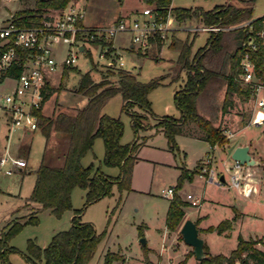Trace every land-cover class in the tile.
I'll return each instance as SVG.
<instances>
[{
    "label": "rangeland",
    "instance_id": "1",
    "mask_svg": "<svg viewBox=\"0 0 264 264\" xmlns=\"http://www.w3.org/2000/svg\"><path fill=\"white\" fill-rule=\"evenodd\" d=\"M223 1L225 0H171L170 6H199L210 9ZM77 2L85 10L84 22L94 26H106L121 14H130L144 6H152L144 0H77ZM233 2L236 3L235 0ZM32 8H34V0H0V25L14 13ZM55 13L51 11L46 15L52 19ZM252 15L254 17L264 15V0H254ZM195 23L194 20L185 21L186 26H195ZM186 34L185 30H179V37L183 40L186 39ZM128 36V34H118L114 39L115 46L124 57V68L138 73V79L142 82L161 75H167V78H164V84L154 87L148 94L151 114L147 115L150 125L147 128L134 130L129 115L122 111V97L119 93L110 97L102 108L106 114L118 117L122 121L121 141L123 143L132 142L136 138L146 147L137 155L140 159L139 165L136 167L135 181L131 183V187L135 189L119 192L116 185H113L110 195L88 204L83 209L82 221L90 222L95 231L101 234V239L88 264H103V254L108 251L117 252L120 255L111 264H144L142 245L139 241L141 237L147 240V257L152 264H197L198 260L192 252V247L182 241L180 228L170 233L165 230L169 197L161 196L160 190L175 186L183 167L192 173V178L186 176L183 180L178 190L180 197L184 199L185 195L190 193L195 196L203 194L205 198L200 207L186 206L184 220L195 215L201 216L198 225L199 236L208 244L209 251L212 254L227 255L235 247L239 234L246 239H261L256 246L264 251V123L261 125L250 123L254 106L252 99L243 100L239 95L234 94L223 111L221 106L225 95V81L222 80L209 90L208 95L199 97L197 101L199 113L210 118L214 125H220L225 130L235 133L232 134L233 136H228L227 144L234 145L236 142L248 141L251 143V152L258 156L259 164L242 165L241 181L245 184V189L248 187L252 189L248 195H244L242 190L238 191L230 186L229 173L235 161L228 151H224L220 146L212 147L207 141L197 139L194 135L189 136L185 132L183 135H176L175 148H169L163 131L154 123L157 117L179 115L173 96L174 91L178 90L182 84L184 73L181 72L179 79L171 80L175 75L173 67L178 50L164 46L160 59L155 60L153 54L139 55L135 50H129L126 47L123 49ZM207 36V32L199 31L198 36L192 40V51L202 45ZM59 48L64 54L65 46L61 45ZM155 51L156 49L154 53ZM95 55L96 51L93 49L92 59H95ZM77 56L73 66L66 67L65 71L59 67L50 74L53 87L57 88L60 85L61 89H57L49 96L45 102V110L54 107L56 100L61 104L56 111H68L65 106H80L79 104L85 101V95L76 92L81 74L90 71L94 80L100 78V71H103V68L97 66L95 70H91L89 55L78 52ZM168 70L169 73L165 74ZM189 125L200 130L194 123ZM4 131V127L0 125V153L5 150L6 144L9 153V155L1 156L4 158V163H0V232L4 221L9 218L10 208L16 204L14 196L11 195L20 194L23 197L31 190V180L34 177V170L39 165L45 140L40 132L33 133L26 172L20 173L15 169L13 172H6L7 169L13 168L9 157L15 156V140L11 137L7 143L3 136ZM227 144L222 147L229 149ZM207 155L211 157L208 166L214 171L215 177L218 178L223 173L225 183H216V180L206 179L205 175L203 177L197 175H201V163L198 161L201 158L205 159ZM103 156V141L97 137L91 149L82 157L81 164L83 166L92 164L95 168L99 167L103 173L116 176L119 168L105 165ZM146 158L155 161H149ZM29 172H32V176L28 174ZM119 199L120 204L117 206ZM70 201L71 208L64 210L61 214L55 215L50 211L41 210L35 223L25 224L10 240L16 251L9 252L6 255V261L0 260V264H28L23 254L29 253V241L43 248L51 241L55 232L68 229L72 208L83 207L84 190L78 186L74 187ZM236 214L238 215L233 220L232 228L222 234H218L215 230L210 232L203 230L209 226H216L224 219L232 220ZM121 256L123 258L119 259ZM248 264L256 263L248 260Z\"/></svg>",
    "mask_w": 264,
    "mask_h": 264
},
{
    "label": "trees",
    "instance_id": "2",
    "mask_svg": "<svg viewBox=\"0 0 264 264\" xmlns=\"http://www.w3.org/2000/svg\"><path fill=\"white\" fill-rule=\"evenodd\" d=\"M75 0H34V8L21 10L14 13L11 18L17 26L31 27L41 25L49 17L51 11H60L70 2ZM163 14L170 10L174 19L181 23L187 19H196L203 25L227 27V29L210 31L203 46L192 54V41L173 38L171 47L178 50V56L173 67L172 81L180 78L185 71L182 87L175 91L174 102L180 116H163L157 119L154 125L161 128L167 138L170 149H174L175 136L182 130L185 123H194L202 132L203 138L211 146L227 144L228 137L225 129L220 125H214L210 118L199 113L197 101L199 97L208 95L209 90L225 81V95L222 110L231 102L234 94L243 100L251 96L248 87L242 86L236 80L240 71L239 62L247 50L244 43L255 31L264 28V15L253 19L254 0H235L242 4L236 5L232 0H226L222 4L214 5L210 9L202 7H172L171 0H144ZM164 40L157 37L152 47L159 48ZM4 49L0 46V54ZM22 54L25 51H21ZM146 55V53H140ZM254 62V73L264 83V47L259 46L249 52ZM90 56V53H88ZM91 62V70L96 69ZM167 75L155 77L147 82L140 81L129 70L104 69L100 71V78L94 80L90 71L81 74L76 91L87 97L84 107L71 111L58 110L51 116H45L38 111V124L41 132L48 142L51 131H55L66 140L65 147L59 148L52 154L51 149L45 148L41 161L35 169V182L28 197L30 202L39 204L40 208L48 209L55 215L71 208L70 195L74 187L85 190V201L82 208L74 209L70 219V227L56 232L47 246L39 248L29 241L28 251L23 256L28 264H88L92 258L97 243L101 239L90 222L82 221L81 216L84 207L104 196L110 195L113 185L119 192L131 189V176L133 165L137 159L136 151L140 145L135 138L132 142L122 143L123 123L118 117H112L102 112L106 101L115 94L122 97V111L130 117L135 131L139 128H147V115L151 114L149 92L162 84ZM57 89L48 83L43 87V101ZM101 138L104 145L103 163L107 166H117V176H109L103 173L99 167L92 164L83 166L82 157L91 149L95 138ZM62 158L61 163L57 162ZM192 178V173L182 168L174 186L173 195L165 216V226L169 231H176L181 227L185 218L184 207L188 203L182 199L178 190L183 180ZM203 201V199H202ZM120 199L117 201V206ZM239 214V213H238ZM224 219L216 226H209L203 230L210 232L215 230L222 234L232 228L233 220ZM37 221L36 211H32L23 220H11L0 232V260L6 261V255L16 251L10 245L12 237L27 223ZM196 225L198 221L195 222ZM141 234H143L140 231ZM227 234V233H226ZM182 238V237H181ZM259 238H244L237 236L235 247L227 254H212L204 242L205 256L197 261V264H248L253 260L256 264H264V251L256 246ZM144 264H152L147 257L148 249L142 245ZM193 252V251H192ZM120 256L117 252L108 251L104 255L103 264L111 262ZM121 256L119 259H122ZM8 264V263H7Z\"/></svg>",
    "mask_w": 264,
    "mask_h": 264
},
{
    "label": "built area",
    "instance_id": "3",
    "mask_svg": "<svg viewBox=\"0 0 264 264\" xmlns=\"http://www.w3.org/2000/svg\"><path fill=\"white\" fill-rule=\"evenodd\" d=\"M55 12L54 18H48L38 26H17L11 17L0 25V46L4 47L0 54V111L5 114L10 130L38 128L37 113L42 110L43 87L49 74L59 67L73 66L78 52L90 53L91 62L103 69H124L125 60L114 44L115 37L128 34V48L146 53L157 37L167 39L173 18L170 10L163 14L153 6H144L138 11L119 16L106 26L87 27L84 24L85 10L77 0ZM223 29L227 27L203 25L194 28L208 32ZM61 45L65 46L64 54L59 48ZM244 45L247 50L240 59L236 80L251 92L250 99L254 106L250 123L261 125L264 123V83L254 73V62L249 52L259 46L264 47V28L251 34ZM93 49L96 51L95 59H92ZM225 135L228 137L232 134L225 130ZM9 161L19 167L26 165L23 159L11 156ZM210 162L211 157L207 155L201 175H205L209 181L221 183L207 165ZM0 163H4V158H0ZM241 168L242 165L235 161L229 173L230 185L248 195L252 189H245L241 181ZM173 191L174 187L170 186L162 188L160 194L171 198ZM184 200L189 206L200 207L202 197L187 193Z\"/></svg>",
    "mask_w": 264,
    "mask_h": 264
},
{
    "label": "crops",
    "instance_id": "4",
    "mask_svg": "<svg viewBox=\"0 0 264 264\" xmlns=\"http://www.w3.org/2000/svg\"><path fill=\"white\" fill-rule=\"evenodd\" d=\"M226 1V0H225ZM225 1H223V2H221V3H218V4H222V3H224ZM232 2H233V0H232ZM218 4H216V5H218ZM236 5H241L242 3L241 2H239V1H236V3H235ZM173 7V6H172ZM133 13V12H132ZM126 14H128V13H125V14H123V15H126ZM122 15V14H121ZM120 15V16H121ZM119 17V16H118ZM258 17H260V16H258ZM258 17H254L253 16V19H255V18H258ZM116 18H114L111 22H113L114 20H115ZM187 20H194L196 23V25L195 26H186L185 25V21H183V22H181V23H179V22H177L175 19H174V17L172 18V20H171V29H170V32H169V35H168V37H167V39L166 40H164V42H163V44L159 47V48H155V47H151L148 51H147V53H150V54H153L154 56H153V58H155V60H158V59H160V53H161V51H162V48L164 47V46H166V47H168V48H173V47H171L170 46V44H171V42H172V39L173 38H177V39H181V40H183L182 38H180L179 37V30H185L186 31V38L188 39V41H192V40H194V38L195 37H197L198 36V33H199V31H203V30H194V28H196V27H202L203 26V24L200 22V21H198V20H196V19H193V18H191V19H187ZM84 24H85V26H87V27H96V26H94V25H89V24H87L86 22H84ZM204 32H207V34H208V36H209V32L208 31H204ZM122 34H124V33H122ZM208 36H207V38H208ZM192 37V38H191ZM116 38V37H115ZM191 38V39H190ZM206 38V39H207ZM115 41V40H114ZM205 42H206V40L204 41V43L202 44V45H200V46H198L197 48H196V50L198 49V48H200L201 46H203L204 44H205ZM114 44H115V42H114ZM128 45H129V36H128V39H127V42H126V46L125 45H123L124 46V48L123 49H125V47L127 48V49H129L128 48ZM154 49H156V53H154ZM130 50V49H129ZM131 50H133V49H131ZM196 50L195 51H192V49H191V51H192V54L194 53V52H196ZM136 51V50H135ZM137 52V51H136ZM138 53V52H137ZM140 55V54H139ZM177 56H178V52H177ZM177 56H176V59H177ZM125 69V68H124ZM126 70H128V69H126ZM63 71H65V68H63ZM130 71V70H129ZM132 72V71H131ZM183 73H184V77H185V71H182ZM133 73V72H132ZM167 73H169V70L165 73V74H167ZM136 76H137V78H138V73H134ZM184 77L182 78V84H181V86H180V88L182 87V85H183V83H184ZM165 78H167V77H165ZM2 80V77H0V81ZM47 83L51 86V87H53V85L51 84V81H50V74H49V76H48V79H47ZM162 83L164 84V79H163V81H162ZM77 88V87H76ZM179 88V89H180ZM176 91V90H175ZM175 91H174V93H175ZM77 92V91H76ZM80 101V100H79ZM45 102H46V100L44 101V103H43V105H42V110H41V112H42V114L43 115H45V116H51V115H53V113H55L56 112V110H57V108L59 107V106H61V104H59L58 102H57V100H56V104H55V106L54 107H52L51 109H47V110H45ZM86 102H87V97L85 96V101L81 104H79L80 106H78V107H71V106H65L66 107V110H68V111H71V110H76V109H80V108H82V107H84L85 106V104H86ZM75 104H77V103H75ZM104 107V106H103ZM102 107V108H103ZM68 108H70V109H68ZM102 112L103 113H105L104 111H103V109H102ZM106 114V113H105ZM164 116H170V115H164ZM180 116V111H179V115L178 116H173V117H176V118H178ZM161 117H163V116H161ZM158 118H160V117H157V118H155V122L157 121V119ZM155 124V123H154ZM190 123H185L183 126H182V130H181V132L179 133V134H177V135H183V133L185 132L187 135H194L197 139H201V140H204V141H206L204 138H203V132L202 131H200V130H197V129H194L195 127H189V126H192V125H189ZM0 125L1 126H3L4 127V134H3V136H4V138H5V140L7 141V143H8V141L11 139V137H12V139L14 138V142H15V144H14V158H18V159H23L25 162H26V165L24 166V167H19V166H17V165H15V164H13V168H9V169H7L6 170V172H13V170L15 169V170H18L20 173H25L26 172V168H27V166H28V163H27V157H28V155H29V152H30V148H31V141H32V135H33V133H35V132H40V134L44 137V135L42 134V132H41V128L38 126V128L37 129H35V130H27V129H15V130H10V127H9V125H8V122H7V119H6V116H5V114L2 112V111H0ZM186 127H188V129H185ZM228 130V129H227ZM231 134H235V133H232L231 132ZM232 135V136H233ZM44 144H43V148H42V152H41V156H40V161H41V157H42V155H43V152H44V150H45V148L46 147H48V149L50 148L51 149V152H52V154L53 155H55V152L57 151V149L59 148V145H61L60 144V142H62V146L63 147H65V145H66V143H64V142H66V140H64L63 138H61L60 137V135H58L55 131H51V133H50V137H49V140H48V142L46 141V138L44 137ZM122 142V141H121ZM123 143V142H122ZM140 143V142H139ZM7 145V144H6ZM5 145V147H4V151L3 152H1L0 153V158H1V156H3V154H6V155H9V153H8V151H7V146ZM239 145H248L249 146V153L251 154V156L254 158V159H256V160H259L257 157L258 156H256L255 154H253L252 152H251V143H249L248 141H243V142H236L234 145H232L231 143H229V144H227V147H229V149H225V148H223V147H221L224 151H228V153H231L232 152V150L236 147V146H239ZM144 147H146V145H144V143H140V145H139V147H138V149H137V151H136V157H137V155H138V153L144 148ZM212 147H214V146H212ZM256 154H257V152H256ZM258 155V154H257ZM140 158V157H139ZM142 159V158H141ZM147 159V158H146ZM139 160L140 159H138V157H137V159H136V161H135V163H134V165H133V170H132V176H131V183H133L134 181H135V171H136V167L139 165ZM147 160H149V159H147ZM40 161H39V163H40ZM61 161H62V158H58L57 159V162H59V163H61ZM149 161H155V160H149ZM203 162H204V159H200L199 161H198V163H201V165H200V168L202 167V165H203ZM197 163V164H198ZM210 163H208L207 165H209ZM1 165V164H0ZM38 167V166H37ZM35 171V170H34ZM241 171H242V169H241ZM28 174H31V176H32V172H29ZM118 175V174H117ZM116 175V176H117ZM199 177H203V175H200V174H197ZM220 176H223L224 177V181H223V183H225L226 182V180H225V176H224V174L223 173H221L220 174ZM219 176V177H220ZM34 182H35V173H34V177H33V179L31 180V190H30V192L28 193V194H26L25 196H20V194H17V195H11V196H14L13 197V199L14 200H16V204H13V206L10 208L11 209V211H10V214H9V218H7V220H5L4 221V224H3V226H2V228L8 223V222H10L11 220H23L24 219V217H26L27 215H29L32 211H36V217H37V215L40 213V211L41 210H46V211H49L48 209H42V208H40V206H39V204H37V203H34V202H30L29 200H28V197H29V195H30V193H31V191H32V188H33V185H34ZM231 186V185H230ZM172 187H174V185H172ZM233 187V186H232ZM235 188V187H234ZM131 189H135L134 187L132 188L131 187ZM130 189V190H131ZM238 191H240V189H238V188H236ZM84 193H85V190H84ZM203 193V192H202ZM180 194V193H179ZM182 195V194H181ZM183 196V195H182ZM201 197H202V199L203 200H205V198H204V195L203 194H201ZM185 198V197H184ZM185 208H186V206L184 207V211H185V214H186V210H185ZM74 209H77V208H72V214H73V210ZM71 217H72V215H71ZM70 217V218H71ZM188 217V216H187ZM201 216L200 215H195L194 217H192V218H189L188 217V219H191V220H193L194 222H196V221H198V224H197V227H198V225H199V221H200V218ZM165 230L166 231H168V233H170V232H173V231H169L167 228H166V226H165ZM201 230V229H200ZM58 232V231H57ZM56 233V232H55ZM54 233V234H55ZM53 234V235H54ZM163 236H165V235H163ZM166 237V236H165ZM146 243H147V240H146ZM207 244V243H206ZM10 245H11V243H10ZM207 246H208V244H207ZM209 247V246H208ZM149 248H151V247H149ZM209 250H210V247H209ZM106 253V252H105ZM104 253V254H105ZM104 254H103V260H104ZM125 259H126V257H125ZM124 259V260H125Z\"/></svg>",
    "mask_w": 264,
    "mask_h": 264
},
{
    "label": "water",
    "instance_id": "5",
    "mask_svg": "<svg viewBox=\"0 0 264 264\" xmlns=\"http://www.w3.org/2000/svg\"><path fill=\"white\" fill-rule=\"evenodd\" d=\"M231 158L234 161H238L241 165L251 166L260 163L259 160H256L251 156L248 145L236 146L231 152ZM219 180L220 182H223L224 177L220 176ZM179 233L182 237V241L192 247L196 260L202 259L205 256L203 250L204 241L199 236V229L196 223L191 219H185L179 229ZM139 241L141 245L146 244V239L144 237H141Z\"/></svg>",
    "mask_w": 264,
    "mask_h": 264
}]
</instances>
